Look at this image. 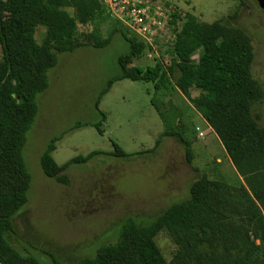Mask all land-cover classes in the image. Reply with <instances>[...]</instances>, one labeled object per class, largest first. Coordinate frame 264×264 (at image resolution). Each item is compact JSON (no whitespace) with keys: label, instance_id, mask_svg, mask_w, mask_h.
Returning <instances> with one entry per match:
<instances>
[{"label":"trees","instance_id":"trees-1","mask_svg":"<svg viewBox=\"0 0 264 264\" xmlns=\"http://www.w3.org/2000/svg\"><path fill=\"white\" fill-rule=\"evenodd\" d=\"M105 15L114 19L101 0H0V263L44 264L35 255H21L8 236L15 232L14 218L30 200L32 174L25 147L39 115L40 98L50 86L49 72L57 66L59 54L87 46L103 48L119 34L129 50L118 58L120 73L109 79L96 101L103 121L107 115L99 105L116 81L152 83L156 92L174 83L216 133L244 185L237 195L224 182L203 175L191 184L188 198L171 204L150 222L126 221L117 241L100 246L93 257L65 263L47 252L52 264H264V126L255 111L264 100V87L253 76L252 38L237 25L177 13L176 41L167 65L158 60L147 68L128 67L150 47L116 19L118 27L101 40L96 23ZM88 25L95 27L91 33L81 28ZM40 28L44 32L39 42ZM195 49L201 51L196 62L188 58ZM152 104L165 125L161 138L181 140L191 160L192 144L183 129L156 99ZM103 121L93 124L100 134ZM85 125L89 123L77 122L49 140L40 156L47 177L69 184L66 171L72 165L102 155L129 159L141 154H128L114 144V152L93 151L60 165L53 156L56 143ZM161 138L148 153H156ZM162 231L177 245L170 261L155 242Z\"/></svg>","mask_w":264,"mask_h":264},{"label":"rangeland","instance_id":"rangeland-1","mask_svg":"<svg viewBox=\"0 0 264 264\" xmlns=\"http://www.w3.org/2000/svg\"><path fill=\"white\" fill-rule=\"evenodd\" d=\"M167 1L182 15L190 12L203 21L222 20L243 28L254 47L253 76L264 87V9L256 0ZM117 24L108 15L100 19L96 25L101 40L107 39ZM81 28L89 33L95 29L94 25ZM43 32L40 28L37 33L39 42ZM128 50V43L116 34L106 47L87 46L59 54L57 66L49 72L50 86L40 98L39 115L25 147L32 174L30 200L14 218L15 232L8 236L21 255H35L44 264H52L47 252L65 263L93 257L100 246L117 241L126 221L150 222L171 204L188 198L191 184L203 175L224 182L237 195L241 192L244 180L218 136L174 83L156 92L152 83L116 81L99 105L107 115L103 121L96 101L109 79L120 73L118 58ZM200 54L195 49L188 58L196 62ZM161 58L167 65L172 54ZM157 62L155 54L147 52L128 67L147 68ZM152 99L183 129L192 144L191 160L181 140L161 138L165 125ZM255 111L264 126V100ZM100 121L103 134L93 126ZM77 122L89 125L69 131L56 143L53 156L60 165L93 151L114 152V144L128 154H141L129 159L102 155L72 165L66 171L69 184L47 177L40 166L42 152L53 136ZM159 138L162 142L156 153H148ZM155 242L165 258L172 260L177 245L168 232L159 233Z\"/></svg>","mask_w":264,"mask_h":264},{"label":"built area","instance_id":"built-area-1","mask_svg":"<svg viewBox=\"0 0 264 264\" xmlns=\"http://www.w3.org/2000/svg\"><path fill=\"white\" fill-rule=\"evenodd\" d=\"M111 16L124 24L150 47V54H168L176 41L173 24L181 12L167 0H101Z\"/></svg>","mask_w":264,"mask_h":264},{"label":"water","instance_id":"water-1","mask_svg":"<svg viewBox=\"0 0 264 264\" xmlns=\"http://www.w3.org/2000/svg\"><path fill=\"white\" fill-rule=\"evenodd\" d=\"M261 4V7L264 8V0H258Z\"/></svg>","mask_w":264,"mask_h":264},{"label":"flooded vegetation","instance_id":"flooded-vegetation-1","mask_svg":"<svg viewBox=\"0 0 264 264\" xmlns=\"http://www.w3.org/2000/svg\"><path fill=\"white\" fill-rule=\"evenodd\" d=\"M257 2H258V4H259V6L261 7V4H260V2L258 1V0H256ZM262 8V7H261ZM262 9H264V8H262Z\"/></svg>","mask_w":264,"mask_h":264}]
</instances>
